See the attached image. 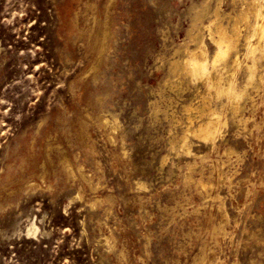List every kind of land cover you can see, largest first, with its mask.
I'll use <instances>...</instances> for the list:
<instances>
[{"label": "rangeland", "instance_id": "374dc122", "mask_svg": "<svg viewBox=\"0 0 264 264\" xmlns=\"http://www.w3.org/2000/svg\"><path fill=\"white\" fill-rule=\"evenodd\" d=\"M106 1L0 0V264H201L204 255L202 264H264V58L256 53L252 79L245 63L236 73L238 90L260 91L253 108L240 101L244 126L224 95L169 70L184 55L174 49L189 39V7L201 0H110L109 52L94 80L95 35L86 30L104 17ZM222 3L232 10L231 0ZM203 94L225 118L217 152L184 135L188 116L198 119L184 106ZM204 153V163L193 156ZM62 156L99 186L57 169ZM193 161V179L211 173L210 192L221 200L201 199L185 178L183 165ZM97 197L102 203L92 205ZM217 200L228 216L221 237L213 231L223 219ZM32 223L38 231L28 234Z\"/></svg>", "mask_w": 264, "mask_h": 264}, {"label": "bare ground", "instance_id": "6f19581e", "mask_svg": "<svg viewBox=\"0 0 264 264\" xmlns=\"http://www.w3.org/2000/svg\"><path fill=\"white\" fill-rule=\"evenodd\" d=\"M211 1L212 0H201L199 3H193L192 2L191 6L189 7V10L191 11V22H190V27L187 30V36L189 37V39L178 44L176 49H174V53L182 51L184 53V55L181 57L179 56L178 58H172L170 61L168 60L169 61V70L171 73H174V74L175 73L179 74V73H181L182 70H185L191 74L192 78H194L195 80L201 81L203 83L205 92L208 91L209 93H213L216 95L217 94L218 95L219 94L224 95L226 98V103L232 105L234 113H236L235 116L237 117V121L239 122V124H243L245 126L246 123L248 122L249 117H245L244 115H238L237 114L239 112V109H240V101L242 99L246 100L249 103L250 107L253 108L256 104L255 100H254V96L257 95L260 91H259V87L254 88L250 92H247V91L242 90V89L238 90L235 86V78H236L237 70L242 66V64L245 63L246 68L250 71V73L248 75V79H252L253 78L252 70L255 67L256 61L258 59V58H256V53L259 54V57L264 58V0H231L233 8L230 11H226V10L222 9V7H221L222 0H213V2H214L213 5H211ZM106 3H107V1H106ZM225 6H226V4H225ZM109 10H110V0L105 6V12L103 15L104 17H102L103 19L102 18L97 19L96 17L91 18L92 20L90 21L91 22L90 26L86 30V33L88 34V36L91 37L92 35H95V40L93 43L94 50H95V59H94V64L92 65L93 66L92 67L93 72H92V76H91L94 80L99 77V66L105 62V55L109 49V40L112 36V32L110 30L111 18L109 15ZM91 16L92 15H90V17ZM204 20L207 21V24H205ZM242 28H245V30H246L245 35H241V32H243ZM203 29L205 31H208L207 32L208 33L207 35H209L208 39L215 46L214 51L211 55H209L207 48H206L204 36L202 33ZM78 31H79V29H78ZM189 41H191V42L193 41V43H194L193 48H189V45H188ZM240 45H242V48H240ZM108 52H107V54H108ZM222 61L224 62V66H222V68H217L218 64H220V62H222ZM228 63L230 64V67L227 69L226 66ZM263 75L259 77V79L261 80L262 83L264 82V80H263L264 76ZM82 79H84V78H82ZM221 80H225V83L222 84ZM108 95H109V88L107 87L102 93H99L95 96V98L93 100V106L96 108H100L105 103ZM199 97H201L200 103L195 105V106H194V104H191V103H189L187 105L184 104L185 105L184 106L185 111L190 112V111L194 110L197 113V117H198L197 121L193 122V121H191V118L188 116L189 124L187 125V127L184 131L185 132L184 135L192 134V135L196 136L200 141H202L203 143L208 145V147L210 149V151L208 150L209 152H217L218 146H217L216 142L223 132V128L225 125V118L220 113L216 112L213 109V107L208 104V102L206 100V96L204 94L201 96L199 95ZM98 110H97V112H98ZM100 112H102V111H100ZM84 114L85 113H83V115ZM88 116L89 115H87V117ZM94 118H93V120H94ZM96 118H97V116H96ZM94 121H97V119ZM98 122L101 125H102V123L105 124L108 122V118H106V116L103 115L101 118L100 117L98 118ZM81 123H83V122L81 121ZM94 123H96V122H94ZM83 126H84V124H83ZM84 127H86V126H84ZM82 129H81V131L79 129L80 132L77 135H78L79 141L81 143V146L88 149L89 148L88 145H90V144H88L89 135L87 132H85L86 130L84 131ZM73 135H74V133H73ZM183 138H184V136H183ZM78 146H80V145H78ZM182 146H186L185 141L182 142ZM49 152H50V150H49ZM93 152H94V150H93ZM46 153H48V150L46 151ZM186 153L191 154L189 147H187ZM208 153L193 154V156L195 158H198L201 163H204V162L208 161V158H209ZM224 153H226L225 150L223 151V154ZM58 154L61 155L60 153H58ZM44 155L46 156L47 154H44ZM46 157H48V155ZM45 161H46V159H45ZM58 161L59 162H57V164H56L57 169L63 168V170L65 169L67 171V173L71 174V175H76V173H78V175L80 177H82L81 179H84L89 183L90 189L95 190L97 188L96 185H98L99 182H97L94 185L93 182L91 181V179L83 173L81 165L77 166L74 169L72 167V165L70 164L69 160L66 159L65 156L59 157ZM226 161L228 162V158H227V160L220 161L221 163H219V165L222 164V166H219V167H222L221 169H223V165L225 164ZM227 162H226V164H227ZM195 165H197L195 163V161L186 162L183 165L184 170L186 171V172H184V176L188 181H190V182L193 181L196 184L197 188L200 190L199 193L201 196H199V197H202L201 199H206V200L209 198L211 200L215 199V198H220V196L217 192L215 194L210 192V189L212 187V182L214 180V179L212 180L211 173H208L209 175L206 174V175H208V176H206V178L201 176L197 179H193L192 174L196 168ZM53 171H55V170H53ZM220 172H221V170H220ZM68 174H67V176H68ZM67 176H65V177H67ZM219 176H223V174H221V175L218 174V177ZM219 179H220V177H219ZM217 180H215V181H217ZM87 182H86V184H87ZM215 184H216V182H215ZM196 186H194L195 187L194 190L196 189ZM78 195H79V192H78ZM197 195H198V193H197ZM102 200L103 199H100L97 197V198L93 199L92 205L99 204ZM206 200H205V202H207ZM218 200H221V198ZM218 202H219V205H217V203L215 202L216 205L219 207V210L218 209H216V210L220 211L223 219L221 218L219 223L216 222L217 225H215L213 227V231L217 233L216 234L217 236L220 235V237H221L225 233L227 235V231L225 232L224 225L228 219V216H227L226 211L225 212L222 211V208H221L222 201H218ZM205 204L207 205V203H205ZM202 206H204V205H202ZM217 215H219V213ZM209 220L211 221V219H209ZM212 221L215 222L214 220H212ZM228 222H229V220H228ZM209 223H211V222H209ZM211 229L212 228H210V230ZM37 231H38L37 225L32 223L29 226L27 233L28 234H35ZM211 238L212 237H210V240H211ZM107 239H106V241H107ZM201 248H203V247H201ZM201 248H200V250H202ZM208 248H209V246H208ZM203 249H205V248H203ZM207 250L208 249H206V252L208 253L209 250L208 251ZM213 251H215V250H213ZM214 253H212V254H214ZM209 255H211V254H209ZM199 256H201V255H199ZM199 256H198V258H199ZM204 256L200 257L202 262H204L206 260L207 255L205 257ZM213 256L211 259H213ZM214 258H216V257L214 256ZM194 261H196V260H194ZM201 261H198V262H201ZM210 261H213V260H210ZM202 262H201V264H202ZM207 262H209V261L207 260ZM214 262H216V261H214ZM220 262L221 261H219V263ZM195 263H197V262H195ZM211 264H214V263H211Z\"/></svg>", "mask_w": 264, "mask_h": 264}]
</instances>
